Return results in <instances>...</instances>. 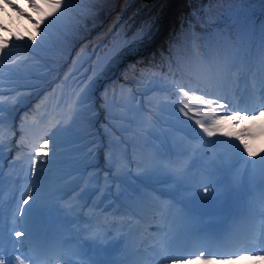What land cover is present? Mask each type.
Returning <instances> with one entry per match:
<instances>
[{
  "label": "rangeland",
  "instance_id": "rangeland-1",
  "mask_svg": "<svg viewBox=\"0 0 264 264\" xmlns=\"http://www.w3.org/2000/svg\"><path fill=\"white\" fill-rule=\"evenodd\" d=\"M109 2L110 0H106ZM213 3H206V0H175V4H179V10H185L184 14L190 11H197V14L201 15V20L198 24L202 25L204 28L205 36H211V39L217 40L216 35L218 33L223 38V48L220 47L222 50V54L226 56H237L239 55L240 51L238 48L240 46L244 48L245 52L248 54H252L254 49L253 45L250 44V38L255 36V42L258 45L264 43V25H260L258 29V33H253V30L257 31L258 28V20L261 18V14L257 16L254 14L253 11L244 12V7L237 6L239 0H219ZM244 4L247 6L248 9H255L257 12L264 11V0H243ZM165 2V0H132L131 3H128L127 0H121L119 4H117V0L113 1V4L107 8L100 9L99 6H94L92 9V16L94 20L86 21L90 23L91 27L89 30H86L87 33H90L94 30L97 32L102 33V37L107 36L111 31H113L116 26H122L126 24L128 21L131 25H135L139 20L147 21L152 19L153 17L163 18L165 15H158L161 12V6ZM127 3V4H126ZM126 4V5H125ZM121 5L122 8L120 9ZM92 6L89 5L86 9L91 8ZM246 9V8H245ZM229 13L224 16L226 12ZM214 15H222L224 17L215 18ZM206 15V18H205ZM211 15V16H210ZM23 20L26 21L25 17H22ZM154 22L155 20L152 19ZM181 20V19H180ZM174 21V20H173ZM177 21V20H175ZM138 22V27L140 25ZM55 24L58 28L63 31V25L60 21L55 20ZM197 24V25H198ZM128 25V24H127ZM174 25L172 23L171 27ZM193 26V30L188 26L185 25V21H181V26L190 32V35H193L196 32V26ZM161 24L153 23L150 27L143 28L142 38L146 36H152L156 32L161 31ZM50 29V26L49 28ZM164 32H167L166 26L163 27ZM86 34L81 32L78 34L76 39H80ZM162 36V34L160 35ZM176 36L173 37V42H175ZM196 43V52H199L198 42ZM75 43L72 42L70 45H66L67 52L75 53L78 51V46H74ZM192 43L188 39H183L181 43L176 46V50L181 53L180 55H174L177 60H185L188 59L187 56L190 54L188 50H190ZM124 47V45L120 46L116 41H114L110 48L105 51V53L100 54L98 59L102 61V67L100 70H93L92 76L94 77L92 82H95V78L102 74L105 70L114 68L117 65V68L122 64L117 59L119 51ZM193 48V47H192ZM215 48L219 49L217 42L215 43ZM138 52H141L142 49L140 46H136ZM29 53H32L35 58L42 57L44 53L35 46H29ZM170 51V50H168ZM211 51V50H210ZM80 52V51H79ZM195 55V54H194ZM29 57V55L27 56ZM191 59V58H190ZM79 202H83L82 198L78 199Z\"/></svg>",
  "mask_w": 264,
  "mask_h": 264
},
{
  "label": "snow or ice",
  "instance_id": "snow-or-ice-1",
  "mask_svg": "<svg viewBox=\"0 0 264 264\" xmlns=\"http://www.w3.org/2000/svg\"><path fill=\"white\" fill-rule=\"evenodd\" d=\"M5 3H7L9 7L16 9L20 16L26 17L32 22L35 34L30 32L27 37L15 33L8 37L0 36V59L8 55L10 46H14L15 41L29 40L35 44L38 37L43 38L47 36L49 26L64 14L71 4V0H28V7L31 8L33 12L39 14L38 18L34 17L31 12H26L24 8L20 7L15 2V0H5ZM0 29L8 31V26L0 23ZM212 76V70L208 69L206 74L197 73L193 76L192 79L195 83H178L174 85L179 98L178 102L182 105L179 109L180 112L183 113L184 116H189V112H192L193 116H190L189 119H194L195 116L201 114V111L198 108H194L193 104L207 107L209 111L204 113V115L208 122L205 123L203 120L199 119L195 120V124L199 125V128L202 129L203 133L208 137L215 136L219 133L229 138H234L239 141L237 149L242 156L246 153L247 157H257L260 153L264 152V148L257 150L249 144L246 136L254 135L250 129L245 128L240 131H230L224 128L225 121L228 119H234L238 113H233L232 116L222 115L216 109L229 108L227 104L222 102L223 98L214 100L206 99L204 95L196 94L198 91H203L201 88L202 77L211 78ZM186 109L187 111H185ZM260 117H264V110L256 112L251 119L256 120ZM59 124L60 121H57L49 127L44 133V135L47 136V139H43L42 137L43 142L38 143L35 146V158L32 159L30 166L32 176L35 177V180L33 181L35 189H29L26 194H21L23 203L20 204L17 209L21 220L28 218L29 220H34L36 223H39L42 216L47 211V198L41 196L40 186L38 184V181H41L44 178V168L41 167L38 170L37 164L42 161L51 162L49 161L50 155H55L54 148L50 149V143L53 146L57 143L56 132L59 130ZM260 159L264 161V155H261ZM205 191H207V189H205ZM29 201H31V203H29ZM25 233L31 235L27 221H25ZM15 235L16 237H20L22 233L16 232ZM204 256V252L201 251L198 255L191 256L188 259H185L183 256H167L164 257V259H169L174 262L177 260H184V264H216V257L213 254L209 253L207 259H205ZM25 259H32V257L29 256L25 250L21 249V255L16 256V260L18 261V264H24ZM260 259H264V257H260ZM0 264H5V260L0 259ZM9 264H11V259H9Z\"/></svg>",
  "mask_w": 264,
  "mask_h": 264
},
{
  "label": "bare ground",
  "instance_id": "bare-ground-1",
  "mask_svg": "<svg viewBox=\"0 0 264 264\" xmlns=\"http://www.w3.org/2000/svg\"><path fill=\"white\" fill-rule=\"evenodd\" d=\"M252 130L253 131H251V132H253L254 135L249 136L251 142L253 143L256 141L259 144H263L264 143V135L259 133L258 129H256V128L252 129ZM184 160H185L184 155H180V158L173 160L174 165L171 167V170L178 172L180 170ZM8 205H9V209H11V208L15 207L16 203L14 201L10 200ZM0 211H1V200H0ZM15 230H16V227L13 226L12 230L8 231L9 236H10V242L12 244L10 258L6 257L5 255L0 256V259L5 260V264H9V259H11V264H18V261L16 260V256L21 255V249L25 250L24 242H23L21 237H16V235L14 233ZM17 241H19V242H17ZM24 264H33V263L30 259H25Z\"/></svg>",
  "mask_w": 264,
  "mask_h": 264
}]
</instances>
